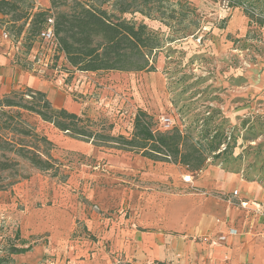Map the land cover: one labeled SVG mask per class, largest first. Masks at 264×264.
Here are the masks:
<instances>
[{"label": "rangeland", "instance_id": "374dc122", "mask_svg": "<svg viewBox=\"0 0 264 264\" xmlns=\"http://www.w3.org/2000/svg\"><path fill=\"white\" fill-rule=\"evenodd\" d=\"M30 1L34 13H55L72 0ZM53 1H60L58 8ZM113 4L109 0L104 9ZM143 10L150 16L124 18L160 35L154 72L100 74L92 83L83 75L67 76L58 71L68 68L64 61L56 64L45 45L28 41L30 26L19 37L2 16L0 41H10L5 55L12 64L61 88L75 109L68 111L92 120L93 131L113 127L111 135L131 139V114L138 111L153 119L154 129L164 130L161 121L171 119L195 141L203 128L215 130L201 143L208 158L204 169L193 172L74 139L22 112L53 143L48 153L54 167L40 171L9 156L19 166L0 179V264H141L136 233L161 224L159 214L164 220L172 208L190 207L189 195L231 199L235 185L223 189L225 177L264 192V0H158ZM125 109L132 113L122 117ZM188 172L194 174L191 184L183 181ZM12 248L29 252L11 255Z\"/></svg>", "mask_w": 264, "mask_h": 264}, {"label": "trees", "instance_id": "16d2710c", "mask_svg": "<svg viewBox=\"0 0 264 264\" xmlns=\"http://www.w3.org/2000/svg\"><path fill=\"white\" fill-rule=\"evenodd\" d=\"M158 0H114L111 10L104 9L109 0H72L67 10L52 12L51 9L34 13L30 0H0V16L9 18L12 31L21 36L27 26L28 41L37 39L53 19L54 37L57 44L54 61L65 62V74L72 73H141L154 72L152 56L162 48L160 35L143 23L129 21L127 14L145 13L144 6ZM60 1H53L58 8ZM4 19L0 18L2 22ZM16 29V30H14ZM33 43L28 48L30 51ZM22 112L34 114L44 122L53 124L58 130L74 139L92 141L100 146L135 151L152 161L181 165L193 172H201L208 158L201 143L211 138L215 130L203 128L200 139L195 141L190 133L176 126L172 129H154L153 119L146 113L136 114L130 134L117 137L111 135L113 127L105 132L93 131L95 123L66 109H55L47 95L27 88L26 92H13L0 98V179L1 174L19 166L15 158L29 163L40 171L53 169L48 151L53 143L41 137L22 117ZM216 137H212V140ZM221 144H218V146ZM15 158L11 159L9 156ZM191 173V172H188ZM193 174V173H191ZM28 249L12 248L11 255H25Z\"/></svg>", "mask_w": 264, "mask_h": 264}, {"label": "crops", "instance_id": "0c3cea01", "mask_svg": "<svg viewBox=\"0 0 264 264\" xmlns=\"http://www.w3.org/2000/svg\"><path fill=\"white\" fill-rule=\"evenodd\" d=\"M2 42L1 97L26 86L45 93L55 109L75 110L71 98L64 95L61 88H54L52 82L31 76L12 64L11 56L5 55L8 52L6 43L10 41ZM100 74L123 73L76 72L71 76L83 75L92 83ZM225 180L228 185L225 183L223 189L231 190L229 184L235 185L231 199L193 193L189 195L190 207L172 208L164 220L159 214L156 220L161 224L151 231L144 228V232L136 233L141 264H264V192L235 177H225ZM221 185L219 182L216 186L222 189ZM242 203H247V207Z\"/></svg>", "mask_w": 264, "mask_h": 264}, {"label": "built area", "instance_id": "2783aa9c", "mask_svg": "<svg viewBox=\"0 0 264 264\" xmlns=\"http://www.w3.org/2000/svg\"><path fill=\"white\" fill-rule=\"evenodd\" d=\"M53 25H54V20L53 19H49L48 20V26H47L46 30H44L42 32V34L40 35L41 43L43 45H45V48L49 51V54H50L49 59H51V60L54 59V56H55V53H56V49H57V44L55 42V37H54ZM5 36H6V38L8 37L7 35H5ZM130 113H132V112L129 111L128 109H125L120 114H122L121 115L122 117H126V115H128ZM131 116H132V120H133L135 118V115H132L131 114ZM132 122L133 121H131V123ZM161 126L164 129H166V130L172 129L174 127L171 119H163V121H161ZM183 181L186 184L193 183V181H194V174L188 173L186 176H184ZM234 195L237 196V193H234ZM241 205L243 207H247L248 204L247 203H242Z\"/></svg>", "mask_w": 264, "mask_h": 264}]
</instances>
